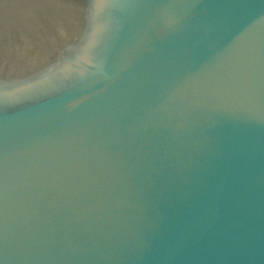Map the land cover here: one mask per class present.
<instances>
[{"label": "water", "instance_id": "1", "mask_svg": "<svg viewBox=\"0 0 264 264\" xmlns=\"http://www.w3.org/2000/svg\"><path fill=\"white\" fill-rule=\"evenodd\" d=\"M0 264H264V0H0Z\"/></svg>", "mask_w": 264, "mask_h": 264}]
</instances>
